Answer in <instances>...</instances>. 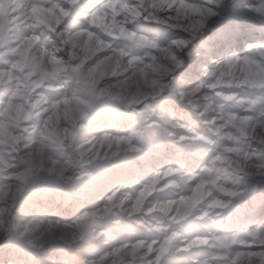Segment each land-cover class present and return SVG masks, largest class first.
I'll return each mask as SVG.
<instances>
[{
  "label": "clouds",
  "instance_id": "obj_1",
  "mask_svg": "<svg viewBox=\"0 0 264 264\" xmlns=\"http://www.w3.org/2000/svg\"><path fill=\"white\" fill-rule=\"evenodd\" d=\"M0 264H264V0H0Z\"/></svg>",
  "mask_w": 264,
  "mask_h": 264
}]
</instances>
